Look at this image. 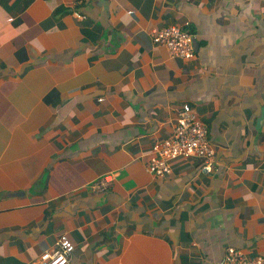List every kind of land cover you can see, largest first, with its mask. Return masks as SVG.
Returning a JSON list of instances; mask_svg holds the SVG:
<instances>
[{
    "label": "crops",
    "instance_id": "1",
    "mask_svg": "<svg viewBox=\"0 0 264 264\" xmlns=\"http://www.w3.org/2000/svg\"><path fill=\"white\" fill-rule=\"evenodd\" d=\"M172 25L192 58L151 41ZM184 104L213 171L148 172ZM263 108L264 0H0V264L62 238L68 264H223L228 247L264 264Z\"/></svg>",
    "mask_w": 264,
    "mask_h": 264
},
{
    "label": "built area",
    "instance_id": "2",
    "mask_svg": "<svg viewBox=\"0 0 264 264\" xmlns=\"http://www.w3.org/2000/svg\"><path fill=\"white\" fill-rule=\"evenodd\" d=\"M80 3L81 0H75ZM77 18H83L77 11ZM154 44H163L169 55L190 59L193 57L194 35L179 26H164L154 28L151 33ZM205 124L196 115L189 104H184L177 113L176 126L173 134L163 142L156 144L152 149V156L145 164L148 172L164 176L170 171L168 161L176 158L197 156L202 159L201 172L208 174L213 171L214 149L207 139ZM111 180V178H110ZM109 180L101 179L94 184V188L103 190ZM73 245L68 239L62 238L58 247L53 251L44 252L40 261L42 264H67L68 255ZM223 264H261V258H248L242 250L228 247L223 258Z\"/></svg>",
    "mask_w": 264,
    "mask_h": 264
},
{
    "label": "water",
    "instance_id": "3",
    "mask_svg": "<svg viewBox=\"0 0 264 264\" xmlns=\"http://www.w3.org/2000/svg\"><path fill=\"white\" fill-rule=\"evenodd\" d=\"M193 44H194V49H195V51H196V50L198 49V44H197L195 38H194V42H193ZM263 119H264V108L262 109L261 116H260V118L258 119V124H261L262 121H263Z\"/></svg>",
    "mask_w": 264,
    "mask_h": 264
},
{
    "label": "clouds",
    "instance_id": "4",
    "mask_svg": "<svg viewBox=\"0 0 264 264\" xmlns=\"http://www.w3.org/2000/svg\"><path fill=\"white\" fill-rule=\"evenodd\" d=\"M69 260V259H68ZM68 264V263H67Z\"/></svg>",
    "mask_w": 264,
    "mask_h": 264
}]
</instances>
